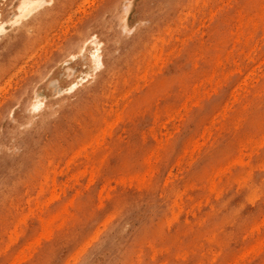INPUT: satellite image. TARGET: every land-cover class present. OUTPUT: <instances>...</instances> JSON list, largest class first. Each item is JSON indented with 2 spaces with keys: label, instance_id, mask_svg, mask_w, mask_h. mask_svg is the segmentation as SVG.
<instances>
[{
  "label": "rangeland",
  "instance_id": "1",
  "mask_svg": "<svg viewBox=\"0 0 264 264\" xmlns=\"http://www.w3.org/2000/svg\"><path fill=\"white\" fill-rule=\"evenodd\" d=\"M46 4L0 34V264H264V0Z\"/></svg>",
  "mask_w": 264,
  "mask_h": 264
},
{
  "label": "bare ground",
  "instance_id": "2",
  "mask_svg": "<svg viewBox=\"0 0 264 264\" xmlns=\"http://www.w3.org/2000/svg\"><path fill=\"white\" fill-rule=\"evenodd\" d=\"M17 2L15 3V6H14V12L11 14V15H9L6 19H3L2 18V12H1V10H0V34H2L4 31H5V29H6V24L7 23H9V25H10V23H12L13 24V26L14 25H19V23L21 22H19V19L20 20H22L23 18H24V16H29V15H31L36 9L38 10L39 9V6H41V7H43L44 5H41V4H43V3H47V4H50V3H52V2H57V0H16ZM131 2V1H130ZM46 4V5H47ZM131 4V3H130ZM130 4H129V6H130ZM204 5H205V3H204ZM40 7V8H41ZM263 11H264V7H263ZM126 12V11H125ZM185 13V12H184ZM262 14V13H261ZM127 15H128V13H127ZM255 16V15H254ZM244 18H245V16H244ZM263 18V17H262ZM262 18H259L260 20L262 19ZM26 19V18H25ZM126 19H127V17H126ZM238 19V18H237ZM124 21H126L125 22V26H124V29H126L127 28V20H124ZM257 21V20H256ZM15 23V24H14ZM259 25V24H258ZM258 25H257V27H258ZM12 26V27H13ZM112 24H109L108 23V31H110L111 33H112ZM258 30V29H257ZM255 32H253V31H248L247 32V27L246 26H244L243 27V24H241V26L239 27V29H238V38H242V37H244V38H246V48H247V50H248V53L246 54V57H247V59H250V60H252V59H254V57H255V55H257L258 54V50H257V44H256V46H255V43H254V36H255V34H254ZM98 34V35H97ZM97 34H93V35H91L90 37H81V45H80V49L83 51V50H85V49H88L89 47L88 46H92V48H90V53H89V67H90V69L91 70H94V71H96V70H98V69H101V66H104V65H106L107 63H108V61H107V58H105L102 54H101V50H100V48H99V44L101 43V40L103 39V37H104V35H103V33L102 32H98ZM106 39H114V36H111V34H110V36H109V34L107 33L106 35ZM264 36V35H263ZM252 39H253V41H252ZM263 39V38H262ZM115 40V39H114ZM254 43V44H253ZM75 44H72V45H70V47H68L67 49L68 50H65L64 51V53H62V56H64V55H66V54H68L69 56H71L70 58L71 59H73L75 56H76V54H72L71 55V52H73L74 51V49H75ZM260 49V48H259ZM246 50V51H247ZM81 51V52H82ZM81 55H82V53H80ZM263 57V56H262ZM263 64V63H262ZM258 67H260V66H258ZM252 70H254V69H251L250 70V73H249V75L250 74H252ZM68 72L67 73H65L64 74V76H65V81H67V85L64 83L63 85H62V89H61V91H64V90H72V89H74V88H76L77 86V84H78V82H76V80H73V78L75 77L74 76V69H68L67 70ZM215 71V70H214ZM255 71V70H254ZM254 74H256V73H254L253 72V74L252 75H254ZM260 75V74H259ZM89 76V75H88ZM257 76V75H256ZM246 77H247V74H246V76L245 77H243L244 79L243 80H245L246 79ZM247 78H249V77H247ZM251 78V80H254V79H252V77H250ZM257 78V77H256ZM258 79V78H257ZM243 80H241V82H239V83H242V81ZM250 80V81H251ZM259 80V79H258ZM257 80V81H258ZM263 80H264V78H263ZM84 82V81H83ZM244 82H246V87L248 88V85H247V81L245 80V81H243V84H244ZM238 83V84H239ZM245 85V84H244ZM243 85V86H244ZM249 85H250V83H249ZM76 86V87H75ZM240 87H241V85H240ZM240 87H238L239 89H240ZM257 88H259V90L262 88L261 87V84L259 85V86H257ZM59 89V88H58ZM255 89V88H254ZM245 90H246V88H245ZM61 93H63V92H61ZM66 93V92H65ZM237 93H239L238 95H240L241 93L238 91ZM37 95V94H36ZM59 96H60V93H59ZM245 96H247V95H245ZM37 97V96H36ZM38 98V97H37ZM37 98H35V100H37ZM237 98V97H236ZM234 99V100H237V99H239V98H237V99ZM40 99H42V98H40ZM39 99V100H40ZM66 99H68V97L66 98ZM34 100V101H35ZM39 100L37 101L38 102V104L40 105V104H44L43 102H39ZM233 102V101H232ZM237 102V101H236ZM234 103V102H233ZM235 104V103H234ZM36 106V109L38 110V109H40L41 107H43V106H37V104H33L32 106ZM127 105H125L124 106V108L126 107ZM32 108V107H31ZM35 107H33L32 109H34ZM124 108H123V110H124ZM230 108H231V106H230ZM229 108V109H230ZM35 110V109H34ZM118 109H116V111H117ZM226 110V109H225ZM226 112V111H225ZM224 112V114H227V112L225 113ZM219 113V112H218ZM217 113V114H218ZM217 114L212 118L213 120H215V117H217ZM123 116V114H121L120 112H118L117 114H116V118H121ZM183 116V115H182ZM181 116V117H182ZM225 116V115H224ZM228 116V115H227ZM22 118L23 119H25V120H31V118H29V117H26V115H24V116H22ZM19 120H17L16 122H18ZM215 122V121H214ZM219 122V121H218ZM12 126L14 127V123L12 124ZM29 142V141H28ZM88 156V155H87ZM86 156V157H87ZM222 169V168H221ZM224 170V169H223ZM224 172V171H223ZM143 177V176H142ZM218 177V175H216L215 177H214V179H213V181H212V190H214L213 192L214 193H216V191H217V186H216V178ZM219 179H221V178H219ZM256 186V185H255ZM221 187V186H220ZM253 188V187H252ZM259 188V187H258ZM222 189H223V187H222ZM258 191V190H257ZM223 192V191H222ZM253 192V191H252ZM251 192V193H252ZM243 207V206H242ZM40 240V239H39ZM40 243V242H39ZM27 258V257H26ZM26 260V259H25Z\"/></svg>",
  "mask_w": 264,
  "mask_h": 264
}]
</instances>
